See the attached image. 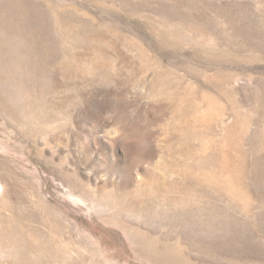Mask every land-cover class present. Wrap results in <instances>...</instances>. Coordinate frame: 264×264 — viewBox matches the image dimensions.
Listing matches in <instances>:
<instances>
[{
  "label": "rangeland",
  "instance_id": "1",
  "mask_svg": "<svg viewBox=\"0 0 264 264\" xmlns=\"http://www.w3.org/2000/svg\"><path fill=\"white\" fill-rule=\"evenodd\" d=\"M0 264H264V0H0Z\"/></svg>",
  "mask_w": 264,
  "mask_h": 264
}]
</instances>
